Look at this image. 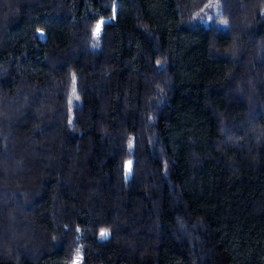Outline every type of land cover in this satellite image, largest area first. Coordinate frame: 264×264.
<instances>
[{
  "label": "trees",
  "instance_id": "16d2710c",
  "mask_svg": "<svg viewBox=\"0 0 264 264\" xmlns=\"http://www.w3.org/2000/svg\"><path fill=\"white\" fill-rule=\"evenodd\" d=\"M76 261L264 264V0H0V264Z\"/></svg>",
  "mask_w": 264,
  "mask_h": 264
},
{
  "label": "rangeland",
  "instance_id": "374dc122",
  "mask_svg": "<svg viewBox=\"0 0 264 264\" xmlns=\"http://www.w3.org/2000/svg\"><path fill=\"white\" fill-rule=\"evenodd\" d=\"M130 169H131V163L127 164V166H126V170H127V176H129V175H130ZM75 264H79V261H76V263H75Z\"/></svg>",
  "mask_w": 264,
  "mask_h": 264
}]
</instances>
